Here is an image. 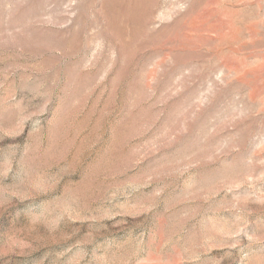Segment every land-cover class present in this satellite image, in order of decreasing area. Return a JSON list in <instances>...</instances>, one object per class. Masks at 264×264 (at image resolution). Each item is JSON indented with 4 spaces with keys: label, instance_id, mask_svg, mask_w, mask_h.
I'll use <instances>...</instances> for the list:
<instances>
[{
    "label": "rangeland",
    "instance_id": "rangeland-1",
    "mask_svg": "<svg viewBox=\"0 0 264 264\" xmlns=\"http://www.w3.org/2000/svg\"><path fill=\"white\" fill-rule=\"evenodd\" d=\"M0 264H264V0H0Z\"/></svg>",
    "mask_w": 264,
    "mask_h": 264
}]
</instances>
